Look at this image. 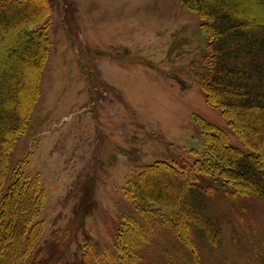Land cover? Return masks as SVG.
Returning a JSON list of instances; mask_svg holds the SVG:
<instances>
[{
    "label": "rangeland",
    "instance_id": "rangeland-1",
    "mask_svg": "<svg viewBox=\"0 0 264 264\" xmlns=\"http://www.w3.org/2000/svg\"><path fill=\"white\" fill-rule=\"evenodd\" d=\"M49 3L41 98L9 166L40 173L47 191L40 244L54 245L64 263L89 243L113 246L123 216L135 211L127 188L139 166L201 157L208 124L246 148L206 100L199 75L209 36L197 11L181 0ZM21 38L19 29L2 34L0 55ZM144 251L149 264H163L157 251Z\"/></svg>",
    "mask_w": 264,
    "mask_h": 264
},
{
    "label": "trees",
    "instance_id": "trees-1",
    "mask_svg": "<svg viewBox=\"0 0 264 264\" xmlns=\"http://www.w3.org/2000/svg\"><path fill=\"white\" fill-rule=\"evenodd\" d=\"M181 1L199 13L209 36L199 75L206 100L247 150L208 124L201 157L139 166L127 188L135 211L123 216L113 246L89 243L62 263L54 245L40 244L47 201L40 173L9 166L41 98L50 53L41 21L51 5L0 0V36L17 29L23 35L0 55V264H149L146 248L163 264H264V220L256 210L264 212V0ZM225 243L238 249L237 258Z\"/></svg>",
    "mask_w": 264,
    "mask_h": 264
}]
</instances>
